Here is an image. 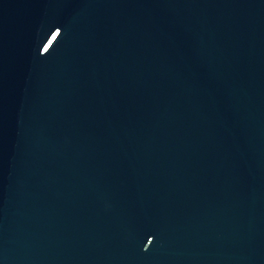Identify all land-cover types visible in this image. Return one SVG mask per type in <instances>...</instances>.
<instances>
[{
  "label": "water",
  "instance_id": "95a60500",
  "mask_svg": "<svg viewBox=\"0 0 264 264\" xmlns=\"http://www.w3.org/2000/svg\"><path fill=\"white\" fill-rule=\"evenodd\" d=\"M0 264H264V0H0Z\"/></svg>",
  "mask_w": 264,
  "mask_h": 264
}]
</instances>
